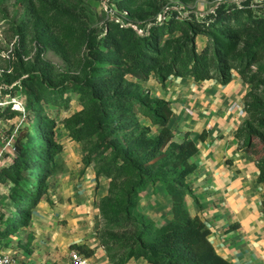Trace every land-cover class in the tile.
<instances>
[{
    "label": "trees",
    "instance_id": "obj_1",
    "mask_svg": "<svg viewBox=\"0 0 264 264\" xmlns=\"http://www.w3.org/2000/svg\"><path fill=\"white\" fill-rule=\"evenodd\" d=\"M128 14L120 15L125 21H109L105 36L88 34L85 39L93 69L87 76L92 93L85 109L97 119V137L105 135L103 124L118 123L97 146V180L129 176L128 168L137 180L126 193L119 213L109 219L108 224L116 225L106 227L109 232L99 236L101 242L110 254L111 264H140L142 260L146 264H233L216 250L203 217L192 215L187 207L189 196L198 203L189 176L196 169L192 157L199 146L188 137L182 142L175 140L169 127L171 103L152 97L145 85L151 77L165 85L172 76L197 81L217 79L227 84L237 71L250 85L248 118L241 135L246 150L257 159L258 181L264 184V65L248 76L255 64L264 61V12L257 13L251 0H242L239 6L222 0L201 16H183L179 10L164 7L152 15L146 10ZM160 14H165L163 21L158 20ZM201 37L205 42L200 46ZM129 76L136 81L129 82ZM35 82L23 80L35 101L56 100L59 92L47 87L50 93H43ZM15 114L13 111L9 116ZM139 115L150 123L143 124ZM31 117L36 119L35 126L18 138L13 162L0 168V185L12 183L11 198L16 208L12 218L1 224L2 238L30 225L33 211L46 192V179L53 174V165L48 162L56 154L51 140L53 122L39 110ZM38 167L43 170L34 178ZM157 185L164 187L172 201V218L161 227L147 217L137 216L141 194ZM72 248L89 258L93 255V249L86 245ZM113 251L117 254L112 255Z\"/></svg>",
    "mask_w": 264,
    "mask_h": 264
},
{
    "label": "rangeland",
    "instance_id": "obj_2",
    "mask_svg": "<svg viewBox=\"0 0 264 264\" xmlns=\"http://www.w3.org/2000/svg\"><path fill=\"white\" fill-rule=\"evenodd\" d=\"M221 1L0 0V98L12 102L7 115H0V136L14 133L18 141L19 137L24 136L35 126L36 119L31 117V113L38 110L53 122L51 140L56 154L48 161L53 165V174L46 179L47 189L42 199L47 206L55 203L53 197L54 193H57L56 184L59 180L71 181L68 190L71 199L72 194L77 195L78 182L81 183L87 178L91 171L96 175L95 165L98 164L99 159V156L96 157L99 151L97 146L102 143L108 130L118 125L114 121L103 124L101 130L105 135L97 137L95 134L97 119L85 109L92 93L87 76L93 71L87 56L88 45L85 41L87 35H97L99 38L105 36L108 22L122 21V19L125 21L124 17L128 16L130 11L146 10L152 15L159 8L164 7V10H179L183 16L191 13L201 16L207 15ZM230 1L236 2L238 6L242 2V0ZM118 3L124 5V8H119ZM251 4L257 13L264 12V0H251ZM137 28L144 32L139 26ZM204 42V37L199 38L200 46ZM263 65L264 61L255 64L248 72V76ZM24 79H36L37 90L43 93H50L47 87L53 89V92H59L55 96L56 100L35 101L29 86L23 84ZM128 81L136 80L129 76ZM78 86L82 87L78 88ZM57 89L59 90L56 91ZM147 89L152 90L149 85ZM14 99L22 104L24 111L11 108ZM13 111H16V114L10 117ZM139 118L143 124L150 123L142 115H139ZM88 127H91L89 128L91 130ZM154 129L157 130V127L154 126ZM109 154L111 155L112 151ZM14 158L15 156L13 160ZM92 159L91 165H87ZM42 170V167H38L33 177L37 178ZM131 171L128 168L129 176L116 179L102 177L95 184L96 204L100 215L97 226L99 236L109 232L108 229L107 232L105 231L106 227L116 225L115 222L108 224L109 219L119 213L126 193L133 184L137 183ZM11 195L12 183H2L0 231L4 229L1 227L3 221L12 218L16 211ZM144 195L145 192L141 194L139 204L144 200ZM109 200H111L110 206ZM138 213L139 218L144 216L150 219V216L144 215L140 210ZM24 230L21 228L6 238L0 237V251L8 253V250H15ZM121 253L125 251L122 250ZM116 254L117 251L112 252V255ZM12 255L19 261L20 257L15 255V251Z\"/></svg>",
    "mask_w": 264,
    "mask_h": 264
},
{
    "label": "crops",
    "instance_id": "obj_3",
    "mask_svg": "<svg viewBox=\"0 0 264 264\" xmlns=\"http://www.w3.org/2000/svg\"><path fill=\"white\" fill-rule=\"evenodd\" d=\"M146 84L152 88L147 89L152 97L171 103L169 127L175 140L188 137L199 146L192 157L196 169L189 176L198 203L186 198L190 213L203 217L211 229V242L225 259L233 264H264V184L258 181L257 159L246 150L241 135L248 118L250 85L237 71L227 84L176 76L165 85L155 77ZM70 182H57L55 203L40 202L18 246L8 250L11 255L15 251L20 264H70L73 245L93 249V264H110L97 227V177L91 171L81 183L76 181L77 195L71 199ZM139 210L161 227L172 218V201L164 187L157 185L145 192Z\"/></svg>",
    "mask_w": 264,
    "mask_h": 264
},
{
    "label": "built area",
    "instance_id": "obj_4",
    "mask_svg": "<svg viewBox=\"0 0 264 264\" xmlns=\"http://www.w3.org/2000/svg\"><path fill=\"white\" fill-rule=\"evenodd\" d=\"M165 19V14L159 15V21ZM136 27V26H135ZM136 29H138L136 27ZM139 30V29H138ZM140 33H143L139 30ZM2 89V88H1ZM12 102L6 101L0 98V112H4L7 108H10ZM21 103L14 99V105L11 107L13 110L24 111V107H21ZM16 135H1L0 136V168L9 166L13 162V157L16 154ZM0 264H19L17 259L9 253L0 251ZM70 264H93L91 259L79 251L72 249L70 252Z\"/></svg>",
    "mask_w": 264,
    "mask_h": 264
}]
</instances>
